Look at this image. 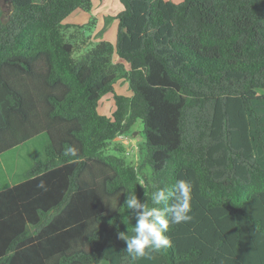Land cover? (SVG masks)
<instances>
[{
    "label": "trees",
    "instance_id": "obj_1",
    "mask_svg": "<svg viewBox=\"0 0 264 264\" xmlns=\"http://www.w3.org/2000/svg\"><path fill=\"white\" fill-rule=\"evenodd\" d=\"M92 2L0 0V155L48 139L0 190V264H264V0H119L115 43L75 57L62 22ZM114 55L132 95L113 94L109 118L97 108L124 72ZM138 120L143 185L104 153ZM178 180L192 220L133 262L119 238L135 226L127 195L163 207L152 193Z\"/></svg>",
    "mask_w": 264,
    "mask_h": 264
},
{
    "label": "rangeland",
    "instance_id": "obj_2",
    "mask_svg": "<svg viewBox=\"0 0 264 264\" xmlns=\"http://www.w3.org/2000/svg\"><path fill=\"white\" fill-rule=\"evenodd\" d=\"M3 10L4 12L7 11L6 5H3ZM121 10L122 6L119 0H93L89 13L76 11L62 22L64 25L62 33L65 39L79 47L75 57L81 56L99 41L114 42L117 31L116 16ZM113 62L123 64L124 72L116 79L113 85V93L102 97L97 108L100 115L109 118L115 110L113 94L126 97L132 95L126 76L129 70L128 64L120 61L116 55L113 57ZM47 142V136L40 134L19 147L2 154L0 156V183L6 185L23 181L26 172L33 165L32 159L44 158L43 151ZM104 153L122 158L127 165L136 168L139 183L151 176V170L147 163L148 153L143 125L139 120L127 134L107 142Z\"/></svg>",
    "mask_w": 264,
    "mask_h": 264
},
{
    "label": "clouds",
    "instance_id": "obj_3",
    "mask_svg": "<svg viewBox=\"0 0 264 264\" xmlns=\"http://www.w3.org/2000/svg\"><path fill=\"white\" fill-rule=\"evenodd\" d=\"M66 156L78 158V149L69 146ZM143 185L144 181L141 180ZM38 188L46 190L44 181ZM192 186L185 180H178L171 188L157 189L152 193V204L163 207H150L138 199L135 192L129 193L124 204L135 219L132 235L120 233L119 238L126 243V251L135 262L141 258H150L152 252L168 248L171 241L165 235L170 224L187 223L192 220L191 209Z\"/></svg>",
    "mask_w": 264,
    "mask_h": 264
},
{
    "label": "crops",
    "instance_id": "obj_4",
    "mask_svg": "<svg viewBox=\"0 0 264 264\" xmlns=\"http://www.w3.org/2000/svg\"><path fill=\"white\" fill-rule=\"evenodd\" d=\"M112 44H114L115 43V40H114V42H111ZM1 156V155H0ZM16 184V183H15ZM12 185H14L13 183H11V184H6V185H3V184H1L0 183V190H3V189H5V188H8V187H10V186H12Z\"/></svg>",
    "mask_w": 264,
    "mask_h": 264
}]
</instances>
